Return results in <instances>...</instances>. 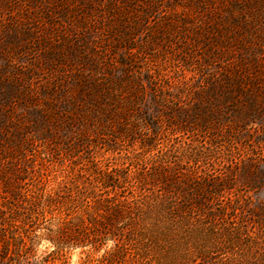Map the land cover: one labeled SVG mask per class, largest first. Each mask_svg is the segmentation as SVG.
Segmentation results:
<instances>
[{"label":"rangeland","instance_id":"obj_1","mask_svg":"<svg viewBox=\"0 0 264 264\" xmlns=\"http://www.w3.org/2000/svg\"><path fill=\"white\" fill-rule=\"evenodd\" d=\"M102 168L146 229L153 179L179 184L192 244L214 243L196 232L213 222L264 223V0H0V195Z\"/></svg>","mask_w":264,"mask_h":264},{"label":"trees","instance_id":"obj_2","mask_svg":"<svg viewBox=\"0 0 264 264\" xmlns=\"http://www.w3.org/2000/svg\"><path fill=\"white\" fill-rule=\"evenodd\" d=\"M81 176L85 181L62 194L42 188L0 195V264H67L69 250L77 247L88 251L79 264H264V223L231 221L216 228L213 222L196 232L214 243L192 244V233L178 229V196L171 188L179 184L144 183L160 208V225L146 229L117 169ZM42 239L53 248L35 260Z\"/></svg>","mask_w":264,"mask_h":264}]
</instances>
